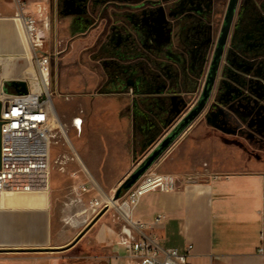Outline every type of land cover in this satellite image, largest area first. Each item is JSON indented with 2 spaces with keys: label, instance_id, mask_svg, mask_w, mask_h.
<instances>
[{
  "label": "rangeland",
  "instance_id": "1",
  "mask_svg": "<svg viewBox=\"0 0 264 264\" xmlns=\"http://www.w3.org/2000/svg\"><path fill=\"white\" fill-rule=\"evenodd\" d=\"M47 1L57 3L54 17L50 10L44 13V7L37 16H29L35 19L37 30L41 29V34L37 31L41 41L37 53L49 56L48 86L61 122L75 148L87 157L93 156L94 148L98 151L106 145L110 131L111 144L116 152L124 151L125 157L122 160L116 153L112 167L120 164L129 167L123 180L195 104L203 88L227 0H214L212 13L203 18L196 14L193 0L187 1L184 12H176L180 0H76L74 4H67L68 0ZM256 1L264 18V0ZM12 5L15 13L22 10L19 0H0V13L13 11ZM171 11L176 15H171ZM77 15L82 17L75 22ZM198 21L206 26L202 38L195 37ZM207 35L210 40L206 43ZM237 40L231 32L205 107L148 170L192 173L215 164L224 166L229 161L246 159L249 156L243 152V145L250 151L264 148V127L248 129L247 117L237 119L232 112L248 114L237 110L246 108V104L236 109L232 104L255 100L250 106L255 109L251 116L264 115V89L256 86L258 82L264 83V74L256 71L264 63V50L253 57L255 64L245 71L240 58L237 64L232 62ZM191 46L198 52L196 62L188 52ZM180 54L185 57L187 69L182 70L178 87H173L170 94L164 89L148 96L147 85L120 83L134 64L154 69L161 81H165L163 69L179 67V62L172 59ZM199 61H202L200 69L195 70L193 67ZM164 97L172 98L174 108L170 116L167 113L161 120L158 115L163 108L153 107L152 100L162 106ZM257 101L259 105H255ZM158 109L160 112L156 113ZM149 117L155 127L150 128ZM75 118L87 119L81 134L73 127ZM71 149L66 134L58 129L51 146V174L56 182L51 185L50 193L62 204L71 193ZM118 186L104 188L115 194ZM80 251L81 246L77 253Z\"/></svg>",
  "mask_w": 264,
  "mask_h": 264
},
{
  "label": "crops",
  "instance_id": "2",
  "mask_svg": "<svg viewBox=\"0 0 264 264\" xmlns=\"http://www.w3.org/2000/svg\"><path fill=\"white\" fill-rule=\"evenodd\" d=\"M11 8L0 13V93L2 89L16 92L10 84L13 80L25 81L28 89L36 90L40 79L33 58L39 49L27 51L17 17L21 11L37 16L42 8L53 16L57 3L24 0L22 10L15 13ZM85 122L83 118L78 134ZM252 122L248 129L263 128L264 115ZM111 137L108 131L106 145L98 151L94 148L90 157L70 140L71 193L63 204L50 193L56 182L52 174L44 204H29L34 195L27 190L0 189V264H129L120 243L122 223L112 210L99 211L90 205L101 194L94 184L106 195H114L104 187L120 185L129 168L112 167L115 155L125 157L124 151L116 152ZM243 149L249 157L224 166L215 164L192 173L166 169L182 176L194 174L196 181L183 180L173 191L147 192L133 209V217L152 223L157 214H163V222L154 227L160 243L180 251L191 245L189 264H264V148L250 151L243 145ZM74 151L80 160L73 157ZM83 183L87 189L79 187ZM80 246L82 251L77 253Z\"/></svg>",
  "mask_w": 264,
  "mask_h": 264
},
{
  "label": "built area",
  "instance_id": "3",
  "mask_svg": "<svg viewBox=\"0 0 264 264\" xmlns=\"http://www.w3.org/2000/svg\"><path fill=\"white\" fill-rule=\"evenodd\" d=\"M19 3L22 9L23 2L19 0ZM21 18L33 48L39 47L41 41L37 34L35 19L25 15L23 11ZM36 62L40 73L49 71L47 54L36 53ZM0 100L2 101L0 189L48 191L51 178V146L56 131L62 129L56 123L59 114L49 86L45 85L43 80H39L38 89H29L26 93H10L2 89ZM77 119H80V123ZM74 124L80 131L81 118H75ZM73 153V157L79 159L77 153L75 151ZM81 167L85 168L82 163ZM73 174L77 176L76 171ZM183 180L195 182L196 175L182 176L147 170L133 186L123 190L118 198L106 195L99 185L94 184L101 194L93 197L90 205L99 211L112 210L122 223L120 243L126 251L129 264H189L187 257L191 245L188 246V250L180 251L160 243L154 227L163 222L165 218L163 214H157L152 223L136 219L132 215L133 209L144 194L154 190H176L180 188ZM79 187L87 189L85 183ZM260 251L263 252V249L260 248Z\"/></svg>",
  "mask_w": 264,
  "mask_h": 264
},
{
  "label": "flooded vegetation",
  "instance_id": "4",
  "mask_svg": "<svg viewBox=\"0 0 264 264\" xmlns=\"http://www.w3.org/2000/svg\"><path fill=\"white\" fill-rule=\"evenodd\" d=\"M75 1L76 0H68L67 4H74ZM187 1H190V0H180L176 12L186 11L187 9L185 8V5H186ZM193 2H194L193 8L195 9L196 14H198L202 18L207 17L208 15H210L212 13L213 5L215 3L214 0H193ZM229 3H230V0H227L226 9H225L224 16H223V19L221 22V26H220L219 31L217 33L215 43H214L213 53H212L210 64H209V67H208V70L206 73V77H207V74H208V71H209V68L211 65V61H212V58H213V55H214V52H215V49H216V46L218 43V39H219V36L221 33V29H222V26L224 23V19H225L226 13H227ZM73 6H75V5H73ZM169 13L171 15H174V16L176 15L175 11H171ZM236 16H238V19H236ZM77 17L78 18H76L75 22L77 20L79 21V18H81L82 16L77 15ZM200 20H202V19H200ZM203 24L204 23L202 21L199 22L198 27L195 30V37L199 36L202 38L203 33L206 31V26ZM167 26H168V28H170V23H168ZM208 27H210V26L208 25ZM231 32L233 33L234 38H236V37L238 38L237 45H236L237 49H235V51L237 53H236V57L232 60V62L237 64V62H238L237 60L240 58L241 62L243 63L242 69L246 71V70H248L247 68H250L251 66H253L252 64H255L253 61V57H257V54L260 52V50H264V18H263V15L260 14L259 5H258L256 0H242V1L237 0L234 16H233V19H232V22L230 25L226 44L224 46V50H223L222 57L220 60L218 72H219V69H220V66L222 63L223 55H224V52L226 50V45L228 43V39L230 37ZM209 40H210V36L207 35V39L205 40L206 43ZM194 48H192V46H191V48L189 47L188 52L191 54L190 58L196 62V60H197L196 54L198 52H195L196 49L194 50ZM253 54H255V55H253ZM203 60H204V57L202 58V61ZM172 61L179 62L180 66L179 67L178 66L173 67V68L171 66H169V69H167V71L165 69H163L162 74L166 79L165 81H161L162 77H160L158 73H155L154 69H149L148 66H147V68H144L143 66H140V65L137 66L134 64L131 67V71L128 73V75L121 78L122 81H120V83L122 84L124 81L125 85L131 84V85L135 86L136 84H139V83H141L143 85H147V88L150 90L148 96H152V94H154V92H156V91L162 92L164 89H168V91H169L168 94H170V91H172L173 87H178L179 80H180L179 76L182 73V70L185 71L187 69V65L185 64V57L182 54H180L177 59H172ZM202 61H199L197 63V65L194 66L193 68L195 70L200 69ZM259 62L261 63V61H259ZM192 64H193V62H192ZM259 65L260 66H258L256 71L261 73V74H264V63L259 64ZM165 68H166V66H165ZM189 68L192 69V66L189 65ZM123 72L124 71H122V73ZM218 72H217V76H218ZM217 76H216V78H217ZM206 77H205V81H206ZM205 81H204V84H205ZM215 81H216V79H215ZM204 84H203V87H204ZM259 85H261V86L259 87ZM256 86L258 88H260L261 90L264 89V83L258 82V84H256ZM202 90H203V88H202ZM202 90H201L195 104L185 113V115L198 104ZM168 96H170V95H168ZM165 100L166 101L168 100V102L165 103ZM162 101H163V103L161 106L159 101H155V99L152 100V106L153 107L159 106V108H163V110L161 111L162 114L158 115V117L161 118V120L166 118L167 113L170 116L171 111L174 108V105L172 104V101H173L172 98H171V100H169V97L168 98L164 97ZM254 101L255 100H252V101H249L248 103H244L245 101H242V102L239 101V102H235L234 104H232V105H234V109H236L238 106H242V105L246 104L247 105L246 108L242 109L240 107V109L238 108L237 110H243L244 112L245 111L249 112L248 114L244 113L245 114L244 115V114H240V113L237 114V113H235L236 110H232L234 118L240 119V117H241V120H245V118L247 117V119L249 120L247 126L252 125L253 124L252 120L258 119L262 115V114H257V115L251 116V112H253L255 109L251 108L250 106L252 104H254L253 103ZM255 105H259L258 101ZM150 110L153 111L152 108H150ZM156 111H157L156 113L160 112L159 109ZM148 120H149L148 123L150 122L149 123L150 128L155 127V122L150 117L148 118ZM248 120H246V121H248ZM254 127L258 128L256 126H254ZM258 129L260 130L261 128H258Z\"/></svg>",
  "mask_w": 264,
  "mask_h": 264
},
{
  "label": "water",
  "instance_id": "5",
  "mask_svg": "<svg viewBox=\"0 0 264 264\" xmlns=\"http://www.w3.org/2000/svg\"><path fill=\"white\" fill-rule=\"evenodd\" d=\"M237 0H230L218 43L211 61V65L206 77V81L199 99L198 104L191 109L164 137V139L153 149V151L128 175L117 187L114 197L118 198L123 190L129 189L137 180L150 168V166L161 156V154L171 145V143L180 135V133L192 122L198 113L204 108L215 83L220 60L226 44L230 25L234 16ZM14 86L17 93L28 92V86L25 81L13 80L10 83ZM2 109V101L0 100V116ZM1 118H0V167H1Z\"/></svg>",
  "mask_w": 264,
  "mask_h": 264
},
{
  "label": "bare ground",
  "instance_id": "6",
  "mask_svg": "<svg viewBox=\"0 0 264 264\" xmlns=\"http://www.w3.org/2000/svg\"><path fill=\"white\" fill-rule=\"evenodd\" d=\"M17 22H18L19 30H20L21 37H22V40H23V45L25 46V48L27 49V51H30V49L33 50V46H32V43H31V39L26 34V32H24L23 22H22V18L20 16L17 17ZM38 30H39L38 31V34H41V29H38ZM48 75H49V71H45L43 74L38 71L37 78H39L40 81L43 80L44 83H45V85L48 86L49 85ZM77 120H78V123H80V119H77ZM56 123L62 127V130L66 134V137H67L68 142L71 144V142H70L71 138L66 133L65 128H64V126H63V124L61 122V119L59 117H57ZM50 183H51V181H50ZM3 189H5V188H3ZM27 191H28V193H32L34 195V199L30 200L28 202L29 204H44V203H47L48 196H49V191H33V190H27Z\"/></svg>",
  "mask_w": 264,
  "mask_h": 264
}]
</instances>
